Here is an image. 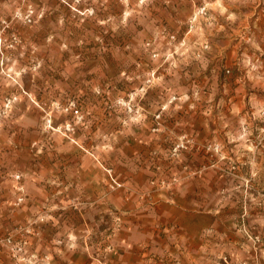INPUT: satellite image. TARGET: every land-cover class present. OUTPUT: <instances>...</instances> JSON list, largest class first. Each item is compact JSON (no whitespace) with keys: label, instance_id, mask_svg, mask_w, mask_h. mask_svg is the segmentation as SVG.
Wrapping results in <instances>:
<instances>
[{"label":"rangeland","instance_id":"obj_1","mask_svg":"<svg viewBox=\"0 0 264 264\" xmlns=\"http://www.w3.org/2000/svg\"><path fill=\"white\" fill-rule=\"evenodd\" d=\"M130 195L143 264H264V0H0V264H108Z\"/></svg>","mask_w":264,"mask_h":264},{"label":"crops","instance_id":"obj_2","mask_svg":"<svg viewBox=\"0 0 264 264\" xmlns=\"http://www.w3.org/2000/svg\"><path fill=\"white\" fill-rule=\"evenodd\" d=\"M15 137L18 146L22 142H26L23 141V136H21L19 132L15 134ZM131 143L132 142L127 137L126 144H131ZM78 156H81V154ZM83 156H92V155L84 154ZM20 157H24V156H20ZM85 160L87 159L85 158ZM63 171L59 173V176H62ZM73 171H75L74 172L75 176L79 177L80 175L79 171L78 170H73ZM93 172L97 174L98 171L93 170ZM88 181H91L92 183H94L93 181L97 182L95 179H92V177H90ZM131 195L129 196L130 199H128V197L126 196L125 198H121L120 204L113 205V209L115 208V210H118L122 215V226L118 235L115 238L116 243L115 246L113 247L114 252H119V254L116 253L118 258L113 257L111 260H109L108 264H143L144 260L142 256L143 255L145 256L146 253L148 252H152L154 250V244L158 243L156 236L157 229L159 227L157 215L160 214V212L159 210H156L157 206L152 207V205L150 206L146 205L143 202H140L138 198H135L134 195L133 196ZM162 201L168 202V200L163 199V200L154 201V204H158V203L161 204ZM62 215L64 216V218H67L66 212L59 213L58 218H60ZM70 228L71 225H69L68 229L67 227H65L64 233L66 234L67 232H69L68 230H70ZM60 231L61 230H59L58 233L59 235H60ZM74 236L75 234L73 233L71 239H74L75 238ZM192 236L193 235L191 233L188 234V237L191 238ZM48 244L49 245L45 247L50 249L51 248L50 245L53 244V242L52 241L50 242L49 240ZM65 251L66 250L60 248H58L57 250V252L59 253L60 252L67 253ZM142 251L143 253H141L140 255L139 253ZM76 255L77 253H72L71 257H73L74 262L78 263L79 258Z\"/></svg>","mask_w":264,"mask_h":264}]
</instances>
